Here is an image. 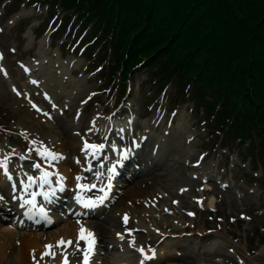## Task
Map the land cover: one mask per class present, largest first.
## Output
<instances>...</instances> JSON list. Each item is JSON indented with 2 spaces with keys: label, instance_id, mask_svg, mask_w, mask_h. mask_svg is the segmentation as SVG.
<instances>
[{
  "label": "rangeland",
  "instance_id": "1",
  "mask_svg": "<svg viewBox=\"0 0 264 264\" xmlns=\"http://www.w3.org/2000/svg\"><path fill=\"white\" fill-rule=\"evenodd\" d=\"M11 2L0 6V157L14 152L12 164L18 165L21 156L31 158L25 162L28 165L40 162L53 172L54 184L66 170L70 185L64 186L66 203L58 200L64 208L52 209L57 218L37 221L36 227L16 223L11 211L15 196L6 184L4 190L0 187V194L4 195L0 202V233L8 229L30 231L41 236L45 244L52 237L59 238L60 232L62 236L69 234V223L78 218L71 217L78 215L72 204L75 177L86 171L87 151L93 155L103 152L81 150L87 141L84 138L88 136L89 118L94 114L92 126L97 117H110L116 125V121H126L125 116H131L138 125L133 136L137 134V138L144 140V148L135 158L151 153L152 147L157 154L146 158L150 160L145 164L147 170L141 165L136 174L127 170V175L134 178L126 183V177L122 178L123 186L118 187L117 194L104 208L96 210V216L80 217L94 225L96 234L105 230L106 240L116 246L103 264H134L137 257L144 258L140 251L136 252L138 244L148 255L150 250L155 251L149 264H264V155H257L258 167L251 171L250 159L240 160L243 150L233 141H227L224 147L208 141L204 112L199 114L192 101L169 111L174 107L170 100L175 85L158 96V86L150 81L152 71L148 69L137 71L122 82L118 73L110 72V51H102L101 44L89 48V34L80 33L78 24L71 22L67 29L56 30L61 18L58 14L41 36L36 35L49 19L47 7L23 3L20 14L6 20V8ZM102 52L104 57L99 61L97 56ZM31 62L37 63V72L31 70ZM33 104L41 109L40 115L31 111ZM117 111L121 115L115 118ZM35 122L40 124L39 136L30 142L25 125ZM150 122L152 125L147 128ZM89 133L88 143L103 144L101 138L92 135L93 130ZM116 141L118 138L112 135L105 140L108 147ZM260 141L257 138L256 142ZM40 142L63 158L51 165L46 163L36 153ZM108 154L110 157L111 150ZM79 159L83 162L76 168ZM101 162L97 163L99 175L109 176L111 167ZM57 171L60 177L54 174ZM154 192L159 193V198L153 197V202L147 204L145 199L150 200ZM212 196L215 206L210 210L207 206ZM127 210L133 216L131 228L149 210L166 228L155 221H144L145 230L151 227L153 233L165 232L166 236L158 243L145 244L143 237L152 236V232L143 235L139 231L136 235H142L140 241L114 240L123 226L120 216ZM164 210L170 218L162 214ZM172 222L180 227L187 225L188 229L175 231ZM201 228L206 229L201 232ZM99 248V254L94 255L98 249L92 256L97 263L102 257ZM46 262L56 263L55 259ZM4 264L15 261L8 257Z\"/></svg>",
  "mask_w": 264,
  "mask_h": 264
},
{
  "label": "trees",
  "instance_id": "2",
  "mask_svg": "<svg viewBox=\"0 0 264 264\" xmlns=\"http://www.w3.org/2000/svg\"><path fill=\"white\" fill-rule=\"evenodd\" d=\"M45 1L100 31L123 78L147 68L193 85L220 131L264 142V0Z\"/></svg>",
  "mask_w": 264,
  "mask_h": 264
},
{
  "label": "bare ground",
  "instance_id": "3",
  "mask_svg": "<svg viewBox=\"0 0 264 264\" xmlns=\"http://www.w3.org/2000/svg\"><path fill=\"white\" fill-rule=\"evenodd\" d=\"M36 64L37 63H32V62L30 64L31 68H32L31 70L33 72H37L38 71V68L36 67ZM34 99L35 98H33V100H31V104H32V102H34ZM128 108H130V107H128ZM110 109H111V107H109L108 111ZM31 111L36 113V114H38V115H40V111L41 110L36 108L35 104H33V106H31ZM116 113H117V115H116L115 118H118V114L121 115V112L117 111ZM94 118H95L94 114H92V116L89 118V120H91V123L86 128V133L88 134L87 137L91 138L89 131L93 130V134L92 135L95 138L105 139V137L107 136L106 132H109L111 130V125H112L111 124L112 123L111 118L107 117V118L103 119V118L97 117V119L95 120L96 123L92 126V123L94 122ZM129 123H131V126H132V121L131 120L129 121ZM150 125H152V122H150L147 125V128ZM118 126L119 127H122V126L124 127V124H122V122L118 121ZM136 126H138V125L136 124ZM25 129L26 130L24 132L26 134L31 135V138H28L30 140V142H31L33 139H37V136H39L38 132L40 131V124L37 123V122L31 123V124H27V125H25ZM110 132H111L112 136L115 135V131L111 130ZM134 133H135V131H134ZM147 133H149V131H147ZM111 135H109V136H111ZM126 141H124V143ZM142 143L143 142L140 141V144H142ZM125 144H128V142L125 143ZM33 145H35V144H33ZM5 155H7V153ZM88 155H92V154L89 153ZM146 155L147 154H143L142 156L146 157ZM88 158H89V156H88ZM30 159L31 158H29V157H26V156L22 157L21 156L20 160L18 162V165H15V163L14 164L10 163L9 164V170L11 171V173L13 175V180L11 182L8 181L4 177V175L2 173H0V183H1L0 187L4 189L5 184H7L8 188H12L13 189L12 185L15 184L16 188L18 189V191L24 193V195H29L30 192L35 191L37 193V195H36V199H37L39 197V193H41L40 192L41 187L39 185V182H37L36 184H33L32 187L28 190V192H24L23 188H22V186L20 184V180L21 179H26V177L23 175V173H28L29 175H33V176H37L39 174L38 173L39 171L34 170L33 167H30V165L25 164V162H28ZM89 162H91V159L87 160V163H89ZM81 163L82 162L79 161V163H77V165L80 166ZM61 174H62L63 181L65 182V184L69 183L70 179L68 178V172L66 170H63V172H61ZM77 176H78V174H77ZM51 178L53 179V175L51 176ZM52 179H51V181H52V183H54V180H52ZM83 184L90 185L91 183L85 182ZM58 186L59 185H57L56 188ZM38 191H39V193H38ZM80 192H81V194H84L85 192H87V190L86 189H81ZM156 193L158 194V192H156ZM157 194H155V195H157ZM13 195H14V193H13ZM0 197H4V195L3 196L0 195ZM17 198L18 199H16V201L19 200L18 196H17ZM84 199H89L87 194L84 195ZM39 200H40V202H43V204L46 202L47 204H49V207H51V208H53V207L56 208V206L58 207V205H56L54 203V201L51 199L50 196H49L48 199H44V200L43 199H39ZM147 201H148V199H147ZM208 204L210 206H212V207L214 206V197L210 198ZM27 207H28L27 205H24V207L21 208L23 214L19 215V216H21V218L19 219V221H17V224H21V225L24 224V223H22L23 220H25V217L23 215H27L26 213H28L29 210H26V209H23V208H27ZM49 207H46L48 213H49ZM33 208L36 209L35 207H33ZM9 210H11V209H9ZM147 211H149V210L144 211L146 213H143L141 215V218H138L136 220L140 225H142L144 223V221L147 222V221L151 220V221H155L159 226H164V227L166 226L165 223H163L161 220L157 219L150 212H147ZM85 214L86 213L82 211L80 215H74V216H76L78 218L75 221H72V222L69 223V228H68L69 234L62 236V234H61L62 232H60L59 233L60 234L59 238L56 239V237H52L51 241H48L49 244H47V245H52L53 246L48 251L50 253H53L54 255L53 254L42 255V253H44L45 250H46L45 249V246H46L45 243L46 242L43 241L41 236L37 235L36 233L30 232V231L29 232H18V231L12 230V229L5 230L4 232L0 233V264H4L5 261H6V258H8V257H10L12 260H14L15 264H48L46 261H48L49 259L55 258V260H56L59 257L63 258V256H65L68 253V250L67 249L62 250L63 247L57 243L58 241L61 240V238H63L65 241H68L69 239L70 240L72 239L73 243L76 246L78 233L80 232L81 226H83L84 228H87L89 231H91V229L88 227L89 225L80 218V217H84ZM74 216H71V217H74ZM167 216H168V218H170L169 215H167ZM51 217L53 219L57 218L56 215H54L53 213L51 214V216L48 214V218H51ZM59 219H62V217H60ZM172 224H173V229H176V231H178L179 227L174 222H172ZM28 225L29 224L25 223L24 227H27ZM28 227H33V225L28 226ZM203 229L204 228H201L202 231H203ZM149 230H151V228H149ZM106 234H107V232L105 230H102L101 233H100V238H101L100 240L102 242L101 247H102V251H103V260L104 261H106L107 258L111 257V252L110 251L113 250L112 247L113 248L116 247L115 245H111L106 240V238H107ZM152 234L153 235L151 237L145 239V242L153 243V242H157V241H159L161 239V235H156L154 233H152ZM17 247H18V251L15 252ZM101 254H102V252H101ZM34 256H35V259H34ZM185 259L187 260V258H185ZM141 260L144 261V264H148L149 263L148 259L139 258V259L135 260V264H140ZM62 262H63V259H62ZM62 262L60 260L58 262V264H61ZM68 264H70V260L69 259H68Z\"/></svg>",
  "mask_w": 264,
  "mask_h": 264
},
{
  "label": "snow or ice",
  "instance_id": "4",
  "mask_svg": "<svg viewBox=\"0 0 264 264\" xmlns=\"http://www.w3.org/2000/svg\"><path fill=\"white\" fill-rule=\"evenodd\" d=\"M33 144L36 143V141L32 142ZM41 143V147L36 149V153L37 155H39L40 157H42L46 163L50 164L58 159L63 158L62 154L59 153H54L52 152L50 149H48V147L46 145H43L42 142ZM104 145L103 144H89L87 141L84 142L83 148L81 149L82 151L85 150H91L93 153L95 151H98L100 149H103ZM29 151H32V149H29ZM14 154V152L12 153ZM5 155L3 157H0V173H2L4 175V177L8 180V181H12L13 180V175L11 173V171L9 170V163H10V159H11V155ZM120 161H117V163H119ZM77 163H79V161H77ZM33 168L39 170V176H33V175H29L28 173H23V175L26 177V179H21L20 180V184L23 188L24 192H28V190L32 187L33 184H36L37 182H39L40 187H43L44 185H49V191H45L43 193V195L45 196V199L49 198L50 193H54L56 191L55 188L51 187L52 181L50 179V177L53 175L52 172L48 171L47 169H45L42 164L40 162H35L32 165ZM109 179L111 180L112 176L115 173V165H113V167H111L109 170ZM57 177H60L59 172L57 171L56 173H54ZM99 175V174H98ZM83 179V177L81 176H77L76 180H77V188L78 189H89V188H94L96 187L95 184L92 185H88V184H80L79 181H81ZM13 189H15V184L12 185ZM63 177H60V184H59V189L62 191L63 190ZM108 188L111 187V184H109L107 186ZM101 191L105 192L106 195V190L101 189ZM37 193L35 191L30 192L28 197L26 199H24V203L21 205V207H24V205H30L32 207H35L36 198ZM76 200L78 203L85 205L86 207H94L96 204H100L103 203L104 200V195H100L95 197V199H84L81 196V192L78 191L76 193ZM0 199H3V197H0ZM40 212L42 215L45 214V210L43 207L40 208ZM27 214V213H26ZM128 217L125 215L124 217V221L125 223H127ZM130 231V230H129ZM119 235V234H118ZM83 240L87 243V249L84 250V256H83V264H89V256L90 254L94 251V245H95V234L89 230H86L83 226H81L80 228V232L77 238V248H80L79 245V241ZM59 245H63L65 243H67L68 245H72L73 241L72 240H68L65 241L63 238H61L60 241L57 242ZM53 246L52 245H46L45 246V252L42 253V255H49V254H53L50 253L48 250L51 249ZM138 251L141 252V254L144 256L145 259H152L155 257V251L154 250H150L151 251V255H148L145 253V250L143 247L139 248ZM54 255V254H53ZM35 259V256H34ZM65 264H68L67 262V257H65ZM140 264H144V261L141 260Z\"/></svg>",
  "mask_w": 264,
  "mask_h": 264
}]
</instances>
